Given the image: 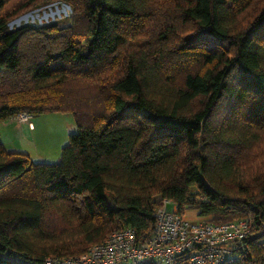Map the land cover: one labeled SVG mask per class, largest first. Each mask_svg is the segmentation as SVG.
Listing matches in <instances>:
<instances>
[{"label": "trees", "instance_id": "1", "mask_svg": "<svg viewBox=\"0 0 264 264\" xmlns=\"http://www.w3.org/2000/svg\"><path fill=\"white\" fill-rule=\"evenodd\" d=\"M12 1L0 124L61 112L77 132L56 164L0 135V264L76 257L126 228L143 243L157 196L215 223L251 218L231 264H264V0H55L69 27L10 30Z\"/></svg>", "mask_w": 264, "mask_h": 264}, {"label": "built area", "instance_id": "2", "mask_svg": "<svg viewBox=\"0 0 264 264\" xmlns=\"http://www.w3.org/2000/svg\"><path fill=\"white\" fill-rule=\"evenodd\" d=\"M30 116L21 113L20 123ZM156 227L143 243L136 240L135 231L126 228L112 234L76 257L49 259L46 264H231L246 251V240L256 225L251 218L215 223L190 220L179 213L178 205L157 196ZM173 204L170 211L168 205Z\"/></svg>", "mask_w": 264, "mask_h": 264}, {"label": "rangeland", "instance_id": "3", "mask_svg": "<svg viewBox=\"0 0 264 264\" xmlns=\"http://www.w3.org/2000/svg\"><path fill=\"white\" fill-rule=\"evenodd\" d=\"M30 1L13 0L10 2L8 6L10 13L8 27L10 30L23 26L41 27L51 24L64 28L72 24L74 15L69 5L55 0H42L33 4ZM25 7L27 8L25 9ZM30 121L34 126L32 129L29 128L28 123L22 125L24 137L18 143L19 146H22V149L19 150L28 153L37 163H58L62 148L69 142V136L77 132L74 117L67 113L46 112L31 117ZM0 131H2L1 125ZM4 140L10 149V144L5 136ZM168 209L171 211L173 204H169ZM185 217L195 221L203 220L199 216V211L193 209L187 210Z\"/></svg>", "mask_w": 264, "mask_h": 264}, {"label": "crops", "instance_id": "4", "mask_svg": "<svg viewBox=\"0 0 264 264\" xmlns=\"http://www.w3.org/2000/svg\"><path fill=\"white\" fill-rule=\"evenodd\" d=\"M24 123H19L16 119H11L6 122L1 123L2 131H0L1 140L4 146L9 151H21L22 146H19L18 143L24 137L22 125ZM29 126V125H28ZM30 128V127H29ZM5 134V135H4ZM4 136L7 138L8 144L11 148L9 149L8 146L5 144Z\"/></svg>", "mask_w": 264, "mask_h": 264}]
</instances>
